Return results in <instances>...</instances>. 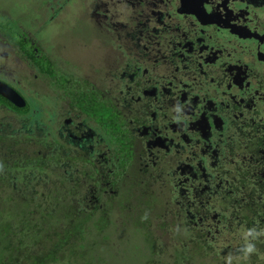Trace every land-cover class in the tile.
<instances>
[{
  "label": "flooded vegetation",
  "instance_id": "af4514ba",
  "mask_svg": "<svg viewBox=\"0 0 264 264\" xmlns=\"http://www.w3.org/2000/svg\"><path fill=\"white\" fill-rule=\"evenodd\" d=\"M70 1L49 3L47 24ZM78 1L106 40L103 61L80 73L45 54L30 30L16 35L0 21V81L26 102L0 95V109L20 117L0 118V128L47 152L50 186L38 172L36 189L76 208L64 223L93 222L83 239L138 229L142 264H160L168 250L177 264H264V235L246 239L264 229V0ZM31 96L48 109H31ZM248 242L258 251L244 260Z\"/></svg>",
  "mask_w": 264,
  "mask_h": 264
},
{
  "label": "rangeland",
  "instance_id": "374dc122",
  "mask_svg": "<svg viewBox=\"0 0 264 264\" xmlns=\"http://www.w3.org/2000/svg\"><path fill=\"white\" fill-rule=\"evenodd\" d=\"M49 3L59 8L62 7L64 0H0V10L3 11L0 13V21L6 23L10 30L17 31L18 33L16 35L22 32V27L30 30L34 40L40 42V47L43 52L45 54L55 55V62L61 64L70 73H80L85 65L102 62L104 59L103 46L106 44V40L102 38L100 33L97 31L96 33L94 32L95 25L89 16L87 8H80L81 4L78 0H71L64 7V12L60 17L47 24L50 17V12L47 9ZM45 7L46 10L42 13L39 9ZM43 21H45L47 26L43 25L44 27L42 26V28L40 24ZM39 89L42 93H46V83L41 84ZM44 98L41 96L29 97L30 108L34 109L40 106L42 102H45L47 107L50 102L44 100ZM41 106L42 109H45L44 104ZM47 109L48 107L45 110ZM43 113L44 115L41 120L46 122L48 120V114L45 111ZM28 116L29 114L23 116V120ZM0 118L19 120L20 117H16L10 111L0 109ZM11 125H13L12 128L15 130L20 126L17 123H12ZM15 130V135L19 136ZM43 133L46 134V132ZM43 133L41 132L39 136ZM29 147L33 149V145L30 144ZM30 169H33L32 165ZM30 172H33L32 175ZM25 173L27 175L26 177H31V179L35 175H39L35 169L32 171L26 170ZM41 175L47 182L45 183L44 181L43 184L50 186V181H47V171L41 173ZM41 187L44 188V186ZM123 199H126L124 195L118 198L119 201ZM116 211L120 215L127 217L131 223H135L132 214H129V211L122 204H117ZM114 217L116 216H109L110 219ZM164 220L170 221L167 217ZM93 225V222L86 224V237H90L89 233ZM106 233L109 234V238L106 240H103V234H99L96 239H83L81 243H83V249L86 250L87 256L85 254L84 260L80 258L74 264H142L144 260L140 258L139 254L147 252V249H145L147 242L143 240L138 229L135 234V231L132 228H127V225L116 228L109 226V230ZM72 240L76 241L78 245L80 244L77 236ZM183 249L187 251V248ZM173 252L174 250H168L159 255L158 259L160 260V264H177L180 261V256L178 254L172 255ZM64 261L63 263L57 264H69L66 257ZM185 264H193V262L190 260ZM196 264L204 263H202V259L197 257Z\"/></svg>",
  "mask_w": 264,
  "mask_h": 264
},
{
  "label": "trees",
  "instance_id": "16d2710c",
  "mask_svg": "<svg viewBox=\"0 0 264 264\" xmlns=\"http://www.w3.org/2000/svg\"><path fill=\"white\" fill-rule=\"evenodd\" d=\"M0 99L7 101L1 96ZM29 146L25 141L12 140L0 128V264H57L65 262V257L69 264L84 260L81 242L86 222L78 215L77 221L64 223V214L76 208L60 202L59 196L52 195L46 187L38 191L36 178L26 177V170L41 173L47 168V152L39 153ZM20 168L23 173L18 172ZM13 181L25 190L5 192L7 185L13 187ZM71 234L78 237L79 245Z\"/></svg>",
  "mask_w": 264,
  "mask_h": 264
},
{
  "label": "clouds",
  "instance_id": "9594fccd",
  "mask_svg": "<svg viewBox=\"0 0 264 264\" xmlns=\"http://www.w3.org/2000/svg\"><path fill=\"white\" fill-rule=\"evenodd\" d=\"M0 168H2V165H0ZM148 213L145 212L144 215L141 217L142 221H146L148 219ZM177 231H179V229H177ZM264 235V229H262L260 232H256L255 228H252L250 230H248V233L246 234V239L247 236H251L252 240H255L257 238H259L260 236ZM258 249L256 248L255 244L252 242H248L242 252V259L247 260L250 258V256L254 253H257Z\"/></svg>",
  "mask_w": 264,
  "mask_h": 264
},
{
  "label": "water",
  "instance_id": "95a60500",
  "mask_svg": "<svg viewBox=\"0 0 264 264\" xmlns=\"http://www.w3.org/2000/svg\"><path fill=\"white\" fill-rule=\"evenodd\" d=\"M0 95L10 100L17 106L21 107L26 104L24 98L20 97L13 88L3 83L2 81H0ZM19 100H22V101L19 102Z\"/></svg>",
  "mask_w": 264,
  "mask_h": 264
}]
</instances>
